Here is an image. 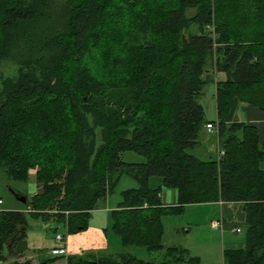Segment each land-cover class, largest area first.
Returning <instances> with one entry per match:
<instances>
[{
    "label": "trees",
    "instance_id": "1",
    "mask_svg": "<svg viewBox=\"0 0 264 264\" xmlns=\"http://www.w3.org/2000/svg\"><path fill=\"white\" fill-rule=\"evenodd\" d=\"M13 55L0 173L27 182L35 170L39 191L29 212L0 210V264H33L16 252L29 216L87 230L123 175L139 184L111 214L123 250L67 264H201L164 245L162 218L214 202L241 203L247 223L245 246L224 251V264H264V142L237 116L242 104L264 111V0H67L57 12L52 0H0V62ZM210 85L212 122L200 102ZM209 124L219 157L202 160L194 151ZM163 188L175 205H162ZM136 247L163 259L141 260Z\"/></svg>",
    "mask_w": 264,
    "mask_h": 264
},
{
    "label": "crops",
    "instance_id": "2",
    "mask_svg": "<svg viewBox=\"0 0 264 264\" xmlns=\"http://www.w3.org/2000/svg\"><path fill=\"white\" fill-rule=\"evenodd\" d=\"M239 109L241 113V117L239 116ZM237 112L238 119L242 122H246L248 125L255 126L258 130V135L260 142H264V111L258 109L255 106L242 104L240 105ZM217 120V117H216ZM210 121V120H209ZM214 121V120H213ZM212 122V121H210ZM208 136V138H207ZM210 136H213L210 138ZM217 138V131L206 132L205 140L214 142L216 148L218 149V157H219V139ZM210 138V139H209ZM207 141V142H208ZM218 157L216 159H218ZM261 167L264 169V163L261 164ZM36 173H32L31 177L35 179ZM2 181H0L1 185ZM39 191L38 184L37 187L33 191L32 197L37 194ZM161 203L163 206H172L176 204V194L173 190L163 188L161 191ZM2 200V204L0 205V210L5 211H23L29 212L28 208L24 209L20 206L22 202L17 201L18 203L11 204L7 208H3L5 205V201L0 196ZM26 204V203H24ZM115 208H111L112 210H117L121 205ZM200 204H192L187 205L184 210L187 208H195ZM204 205V204H202ZM210 205L213 206V212L211 215L206 217V228L205 231H200L199 226L195 224H188L186 228L175 229L174 235L171 234L167 237V230L165 223L170 219L171 215L164 216L162 218V222L164 225V236L163 243L166 247L178 246L182 247L190 252L192 256H196L200 259L201 264H208L207 257L203 254V247L207 245L205 243L206 235H209V238L214 239L219 242V249L222 255V260L224 264V251L226 250H234L241 249L245 246L244 241L240 242L236 240L237 234L234 231L235 228L241 229L242 231H246L247 223L246 217L243 210V205L241 203H233L226 204L221 202L207 203L205 206ZM2 207V208H1ZM183 210V211H184ZM103 211L102 207L99 206L97 210L93 212L95 213ZM90 220V224L94 227H89L87 230L80 232L76 235H69L63 237V241H58L57 236L52 237L53 235L49 232L50 224L56 222L54 220L44 221L41 218H33L31 217V221L28 220V228L26 233V238L22 242H20L16 248V252L21 256V260H31L33 264H47V262H43V260L51 261L53 259L56 260L55 263L62 264L61 259L68 261L70 257L73 256H86L92 254H106V253H117L123 250V244L120 237L114 232L116 236L119 237H111L110 227L112 228L111 223L102 224L98 221ZM166 220V221H165ZM214 222H221V226L219 229H215L212 225ZM58 223V222H56ZM59 224V223H58ZM63 225V224H60ZM197 226L198 228H196ZM66 228V227H65ZM210 229V230H209ZM67 230V229H66ZM113 230V229H112ZM197 230V231H196ZM195 233V237L193 240L191 239V235ZM50 234L52 236H50ZM236 236V237H235ZM122 245H120V242ZM196 241L198 243H196ZM204 251H207L204 249ZM153 258L147 260H157L161 261L163 259V253L152 254ZM61 258V259H60ZM13 260H9L6 263L2 264H11ZM67 263V262H66Z\"/></svg>",
    "mask_w": 264,
    "mask_h": 264
},
{
    "label": "rangeland",
    "instance_id": "3",
    "mask_svg": "<svg viewBox=\"0 0 264 264\" xmlns=\"http://www.w3.org/2000/svg\"><path fill=\"white\" fill-rule=\"evenodd\" d=\"M66 1L67 0H52L54 11L57 12L61 8V4L63 5ZM16 60H17L16 56L13 55L12 57L11 56L8 57L7 60L4 59L0 62V93L3 89L2 83L5 79L17 78L19 64L17 63ZM215 93H216V87L214 85L207 86L204 95L200 101L205 109L206 118L210 121L216 120L217 117ZM239 116L241 117L240 109H239ZM91 120H93V118H91ZM211 137L213 136H210V138ZM214 137L215 140H218V136L217 138L216 136ZM207 141L204 139L202 144L196 149V151H194V154L197 155L202 160H210L217 158L218 149L216 148L214 142L211 143L210 141L208 142ZM97 143H98V147L101 144H103L102 133L100 129L97 130ZM127 160L139 162L141 161V158L128 157ZM32 173H36L35 170H32ZM0 181H2L0 185V196H2V198L5 201V205L3 206V208L4 207L7 208L11 204L18 203L17 202L18 199L16 198L15 194L12 193V191L8 188V184L11 185L13 190H15L14 191L15 193H17L18 195L19 193H21L22 195L20 196H24L27 199V202L32 198L33 191L37 187L36 179L32 178L31 176L27 182H10L9 180H6V177L2 173H0ZM160 184L161 181L159 177L152 178L150 182L151 187L154 188H157ZM138 186H139L138 182H136L134 179H132L127 175H123L119 184L116 187L114 194L109 196L105 202L100 203V207H102L103 211L95 213L96 215H93L94 219L92 221H98L102 224H105V222L111 223L112 221L111 214L114 211L111 208L117 207L119 203L122 202L123 192L138 188ZM20 206L24 209L28 208L27 204L24 203L20 204ZM212 212H213V206L210 205L205 206V204L204 205L200 204L198 206H195V208H187V210H184L181 214L170 216V219L168 221L165 220L167 237H169V235L171 234L174 235L175 229L186 228V226L190 223L199 226L200 231H205L206 217L208 215H211ZM29 221H31V216H29ZM91 224L89 227H94ZM197 226L195 227L198 228ZM109 231H110L109 236L111 237L115 236L119 239V237L114 234L111 227ZM49 232L53 235L52 236L50 234V236L52 237H56L57 235H61V236L64 235L65 237L69 236L67 234V230L65 226L60 225L56 222L50 224ZM205 233L207 232L205 231ZM72 235H76V234H72ZM194 235L195 233L191 235L192 237L191 239L187 240L188 244L190 240L194 239L195 237ZM205 235H206L205 243H207L206 245L207 251H204V249H206V247L204 246L203 254L205 255V258L207 257L208 264H222L223 260L219 249L220 247L219 242L209 238V235L207 234ZM245 239H246V231L243 230L242 234L241 233L237 234L236 240L240 242L244 241L245 243ZM196 243L198 242L196 241ZM120 245H122L121 242ZM130 252L141 260H147L153 258L151 253H149L146 249L141 247L132 248L130 249ZM61 261L62 264H67L66 263L67 261L64 262V259H61ZM43 262H47V264H57L55 263L56 262L55 259L51 261L43 260Z\"/></svg>",
    "mask_w": 264,
    "mask_h": 264
},
{
    "label": "built area",
    "instance_id": "4",
    "mask_svg": "<svg viewBox=\"0 0 264 264\" xmlns=\"http://www.w3.org/2000/svg\"><path fill=\"white\" fill-rule=\"evenodd\" d=\"M207 130H208V132H213V130H214V126L211 125V124L207 125ZM1 204H2V200L0 199V205H1ZM212 226H213L215 229H219L220 226H221V222H214ZM234 231H235L236 233H241V229H239V228H235ZM56 238H57L58 241H63V237H62L61 235H57Z\"/></svg>",
    "mask_w": 264,
    "mask_h": 264
},
{
    "label": "water",
    "instance_id": "5",
    "mask_svg": "<svg viewBox=\"0 0 264 264\" xmlns=\"http://www.w3.org/2000/svg\"><path fill=\"white\" fill-rule=\"evenodd\" d=\"M14 194H15L16 198L18 199V201H20L22 203H27V199L24 196H20L15 192H14Z\"/></svg>",
    "mask_w": 264,
    "mask_h": 264
}]
</instances>
